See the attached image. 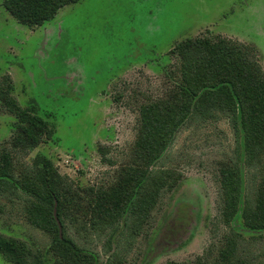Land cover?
Returning a JSON list of instances; mask_svg holds the SVG:
<instances>
[{
  "label": "rangeland",
  "instance_id": "374dc122",
  "mask_svg": "<svg viewBox=\"0 0 264 264\" xmlns=\"http://www.w3.org/2000/svg\"><path fill=\"white\" fill-rule=\"evenodd\" d=\"M197 37L254 47L264 68V0H79L35 27L0 0V81L10 78L19 105L35 101L53 127L22 151L12 144L16 118L0 102V155H12L17 174L32 169L36 155L53 162L78 195L71 207L79 221L65 219L67 234L98 264H236L224 254L235 229L239 257L264 262V235L256 239L239 219L233 230L222 216L219 169L238 149L226 120L189 123L176 134L158 164L174 172L175 186L137 234L123 219L105 232L83 230L92 190L113 186L129 162L140 106L168 97L178 80L170 51ZM262 170L243 171L244 192L264 184V162ZM0 236L24 242L45 264H65L50 251L52 235L29 223L26 203L6 194ZM0 264L11 263L0 255Z\"/></svg>",
  "mask_w": 264,
  "mask_h": 264
},
{
  "label": "trees",
  "instance_id": "16d2710c",
  "mask_svg": "<svg viewBox=\"0 0 264 264\" xmlns=\"http://www.w3.org/2000/svg\"><path fill=\"white\" fill-rule=\"evenodd\" d=\"M79 0H3L16 20L28 27L41 26L60 9ZM170 54L178 60V80L166 98L149 101L139 109V129L118 180L108 189H93L90 218L83 230L105 232L120 220L137 234L165 190H172L176 177L159 167L180 129L189 123L226 120L238 143L237 156L219 169L223 197L222 216L227 226L264 235V184L244 192L243 171L262 173L264 162V68L256 48L232 40L189 38L177 42ZM10 78L0 81V102L15 116L14 147L32 150L53 127L40 107H26L13 96ZM241 154H239V149ZM0 194L23 200L30 224L52 235L50 251L65 264H98L97 258L67 234L65 219L77 224L72 204L78 197L53 162L36 155L32 169L17 174L12 155H0ZM56 211V214H55ZM62 226V235L58 222ZM239 227V226H238ZM228 240L224 254L236 264H257L238 255V235ZM264 240V239H263ZM0 255L11 264H45L24 242L0 236ZM264 255V251H263ZM250 257V256H247ZM257 260V262L253 260ZM168 264H181L172 262ZM264 264V262L260 263Z\"/></svg>",
  "mask_w": 264,
  "mask_h": 264
},
{
  "label": "water",
  "instance_id": "95a60500",
  "mask_svg": "<svg viewBox=\"0 0 264 264\" xmlns=\"http://www.w3.org/2000/svg\"><path fill=\"white\" fill-rule=\"evenodd\" d=\"M55 214H56V211H55ZM58 222V225H59V229H60V234L62 235V226H61V223L59 221Z\"/></svg>",
  "mask_w": 264,
  "mask_h": 264
}]
</instances>
